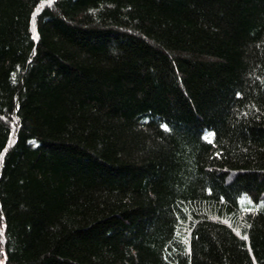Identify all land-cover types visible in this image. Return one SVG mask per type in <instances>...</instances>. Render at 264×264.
<instances>
[{"label": "trees", "instance_id": "1", "mask_svg": "<svg viewBox=\"0 0 264 264\" xmlns=\"http://www.w3.org/2000/svg\"><path fill=\"white\" fill-rule=\"evenodd\" d=\"M0 264H264V0H0Z\"/></svg>", "mask_w": 264, "mask_h": 264}, {"label": "snow or ice", "instance_id": "2", "mask_svg": "<svg viewBox=\"0 0 264 264\" xmlns=\"http://www.w3.org/2000/svg\"><path fill=\"white\" fill-rule=\"evenodd\" d=\"M247 237H245V239H246Z\"/></svg>", "mask_w": 264, "mask_h": 264}]
</instances>
